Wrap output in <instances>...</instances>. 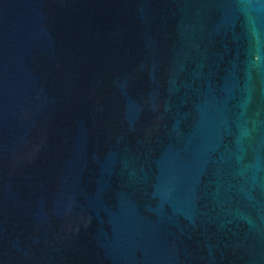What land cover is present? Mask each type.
Instances as JSON below:
<instances>
[{
  "label": "water",
  "instance_id": "1",
  "mask_svg": "<svg viewBox=\"0 0 264 264\" xmlns=\"http://www.w3.org/2000/svg\"><path fill=\"white\" fill-rule=\"evenodd\" d=\"M0 264H264V0H0Z\"/></svg>",
  "mask_w": 264,
  "mask_h": 264
}]
</instances>
